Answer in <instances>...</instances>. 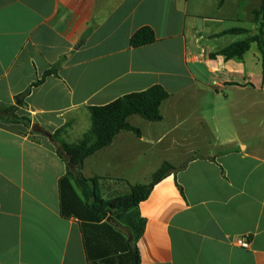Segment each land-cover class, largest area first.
<instances>
[{"label":"crops","instance_id":"crops-1","mask_svg":"<svg viewBox=\"0 0 264 264\" xmlns=\"http://www.w3.org/2000/svg\"><path fill=\"white\" fill-rule=\"evenodd\" d=\"M260 3L0 0V104L30 120L28 128L0 121V264L125 262L122 238L62 217L58 181L66 165L51 137L32 128L52 135L64 127L63 140L78 116L89 128L87 108L153 85L169 94L162 120L129 117L139 137L120 132L84 160L81 174L98 178L109 199L120 193L110 179L148 184L141 182L164 163L174 169L117 221L132 241L142 229L138 264H264V152L237 141L231 119L236 98L247 100L250 112L251 92L264 97L262 71L259 82L236 79V58L210 57L257 33L252 12ZM242 18L251 29L236 26ZM141 27L156 40L132 48L129 40ZM232 29L249 33L239 40L243 34L225 33ZM54 67L19 105L18 96ZM241 237L248 248L235 244Z\"/></svg>","mask_w":264,"mask_h":264},{"label":"trees","instance_id":"trees-1","mask_svg":"<svg viewBox=\"0 0 264 264\" xmlns=\"http://www.w3.org/2000/svg\"><path fill=\"white\" fill-rule=\"evenodd\" d=\"M217 1L219 4L223 2V0ZM252 15L253 23L257 26V33L245 40L233 43L215 54H210V57L221 55L225 60L241 59L249 51L251 44L255 43L260 51L262 79H264V0H261L259 7L252 12ZM225 33L240 35L249 32L244 29H232ZM155 40L151 28L141 27L131 36L129 44L132 48H139L152 44ZM55 72V67L45 71L40 80L34 82L18 96L19 105L23 103V99L27 97L33 87L40 85L46 77ZM168 97L169 94L161 86L153 85L144 91L123 95L104 106L87 108L90 126L76 143L68 144L61 139L64 127L59 128L51 135V141L56 146V153L66 165V174L58 181L62 217L66 219L75 217L82 222L94 223L97 228H107L115 236L122 238L125 243L127 251L124 256L125 262L120 260L121 257H118L116 261L113 258H107L106 264H134V253L127 243V239L108 224L107 218L111 217L118 221L122 214L136 208L148 197L154 185L174 169L164 163L148 184L129 185L128 193L104 199L99 187V179L83 177L81 174L82 164L86 158L110 145L115 136L122 131L131 132L139 137L140 130L130 125L129 117L138 116L148 122H160L162 120L160 106ZM0 121L22 123L27 128L30 127L29 119L16 115L15 106L8 107L0 104ZM99 223L102 224L99 226ZM82 228L85 232V227L82 226ZM141 232L142 229H139L137 235L133 237L132 244L134 246ZM135 251L137 256L136 246ZM136 264H138V257Z\"/></svg>","mask_w":264,"mask_h":264},{"label":"rangeland","instance_id":"rangeland-1","mask_svg":"<svg viewBox=\"0 0 264 264\" xmlns=\"http://www.w3.org/2000/svg\"><path fill=\"white\" fill-rule=\"evenodd\" d=\"M236 26L249 30L252 28V23L242 18L240 21L236 22ZM245 37L246 36L243 34L239 36V40L245 39ZM238 71L240 74L236 73V79L247 76L251 78L252 83L255 81L259 82L261 79V55L256 44L251 45L250 50L245 54L243 59H236V72ZM262 82L264 83V79H262ZM214 86L216 87L217 85L214 84ZM238 93L240 92L236 91V94ZM251 94H255L256 101H251L250 112H247L249 102L247 100L237 101L236 98V122L234 121L233 114L231 119L233 117L232 121L236 124V140L245 142L255 147L257 150L264 152V97L259 92L254 93L252 91ZM74 125V128L72 127L71 130H68L66 138H63L65 142L68 141V144L79 141L83 134L89 129H86L88 121L85 117L78 116L74 121ZM216 125L222 126L219 120L216 122ZM60 137H62V134ZM145 159L147 160V157ZM110 181L111 184L116 186L118 191H120V195L126 194L123 190L127 189L129 185H135L132 184L135 183V181L123 180L119 177L110 179ZM141 183H149V180H144Z\"/></svg>","mask_w":264,"mask_h":264},{"label":"water","instance_id":"water-1","mask_svg":"<svg viewBox=\"0 0 264 264\" xmlns=\"http://www.w3.org/2000/svg\"><path fill=\"white\" fill-rule=\"evenodd\" d=\"M33 132H37V133H41L44 136H46L47 138L51 137V134L46 133L42 130H40L37 126H33L32 128ZM107 222L119 233H121L126 239H127V243L130 245L134 255V264H136L137 262V256H136V251H135V246L132 244V236L130 234V232L128 230H126L124 227H122L120 224H118V222L116 220H114L111 217L107 218Z\"/></svg>","mask_w":264,"mask_h":264},{"label":"built area","instance_id":"built-area-1","mask_svg":"<svg viewBox=\"0 0 264 264\" xmlns=\"http://www.w3.org/2000/svg\"><path fill=\"white\" fill-rule=\"evenodd\" d=\"M235 244L241 248H248L249 247V241L246 237L237 238L235 241Z\"/></svg>","mask_w":264,"mask_h":264}]
</instances>
